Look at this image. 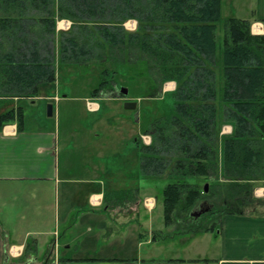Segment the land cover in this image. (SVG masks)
<instances>
[{
  "label": "trees",
  "instance_id": "trees-1",
  "mask_svg": "<svg viewBox=\"0 0 264 264\" xmlns=\"http://www.w3.org/2000/svg\"><path fill=\"white\" fill-rule=\"evenodd\" d=\"M58 20L70 21V31L57 33ZM130 20L135 32L125 29ZM94 63L144 67L155 85L177 84L174 113L151 124L152 143L140 146L142 176L168 182L167 227L192 224L202 201L219 208L220 220L257 211L264 35H252L249 21L222 19V0H0L1 94L37 97L41 85L56 81L57 64ZM108 85L104 80L92 95ZM22 117V108L11 110L0 128ZM227 124L234 132L222 137Z\"/></svg>",
  "mask_w": 264,
  "mask_h": 264
},
{
  "label": "crops",
  "instance_id": "crops-1",
  "mask_svg": "<svg viewBox=\"0 0 264 264\" xmlns=\"http://www.w3.org/2000/svg\"><path fill=\"white\" fill-rule=\"evenodd\" d=\"M232 1L235 17L227 19L247 17L252 35L263 36L264 0ZM223 7L224 0L222 13ZM127 25L131 32L138 27V23L136 27L130 21L124 26ZM71 26L68 20H58L57 33H67ZM164 85L165 93H175V82ZM92 93L85 100L89 111L94 113L100 109L96 100L102 96ZM40 95H44L43 90L30 98L0 93V99L17 103L12 110L23 109L21 121L0 128V193L11 195L13 202L15 196L20 198L16 199L19 211L12 213V218L17 227L27 229L23 236L5 235L10 237L11 245L5 247L0 264H264V181L253 192L261 202L254 214L223 217L214 240L209 237L210 231L190 235L182 229L184 225L170 227L175 229L171 238L188 239L179 240L185 244L183 248L178 246L176 251L165 255L160 251L162 246L156 234L160 226L155 227L158 198H142L140 189L116 194L109 184L112 178L108 168L97 165L99 156L94 159L91 153L80 155V146L74 142H69L62 153V142L55 133L25 129V109L20 103L32 101L35 105V100H43ZM68 99L64 95L63 99L56 96L45 100H54L59 105ZM52 108L53 115L47 114V119L54 117L53 105ZM233 132V126L227 124L222 127L221 136L230 137ZM6 196L2 197L3 205ZM2 212L6 211H0L3 218ZM157 232L162 233L163 228Z\"/></svg>",
  "mask_w": 264,
  "mask_h": 264
},
{
  "label": "rangeland",
  "instance_id": "rangeland-1",
  "mask_svg": "<svg viewBox=\"0 0 264 264\" xmlns=\"http://www.w3.org/2000/svg\"><path fill=\"white\" fill-rule=\"evenodd\" d=\"M232 3V0H224L222 19L235 17L234 3ZM259 3L257 1L256 4ZM258 7L261 6L258 5ZM243 19L247 20V17ZM130 22L137 27V21L130 20ZM125 29L131 32L129 30L132 28L127 25ZM217 37L220 43L223 38L221 25L218 26ZM136 69L109 63H94L87 66L57 64L56 81L44 84L38 90V94L43 90L44 95H40L43 100H35V105L32 101L21 102L20 106L25 109L23 121L25 129L32 132L44 130L55 133L56 138L62 142V153L69 142H74L80 146V155L86 156L91 153L94 159L99 156L97 165L100 168H108L112 178L109 184L116 194H127L131 189H140L142 198L144 196L158 198L159 208L154 214L155 227L163 228L162 233L157 232L160 229L157 228L156 234L159 245L162 246L160 251L166 255L176 251L178 246L183 248L185 244L182 242L188 238H171V236L174 237L175 229L168 227L165 230L163 190L168 182L163 179H143L144 176L140 174V146L143 142L152 143L149 134L151 124L162 118L171 117L174 113L175 101L173 94H167L168 91L165 93L164 84L153 83L146 75L144 67H140L138 71ZM105 71H108L107 75L104 74ZM106 79L109 80L108 88L100 94L102 98L96 100L100 109L92 113L88 109L85 98H90L92 91ZM123 89L128 90L127 95L122 94ZM64 95L69 99L61 101L59 105L54 100H45L56 96L63 99ZM127 103H135L136 109L127 110L125 108ZM16 105L17 103L11 99H0V115L12 110ZM49 105H53L55 110L54 117L51 119H47ZM3 196L6 195L0 193V211H6L2 212L3 218L0 216V258L4 255L5 249L11 245L10 237L6 238L5 235L23 236L27 230L23 226L17 227L16 221L12 218V213L19 211L16 201L18 197L15 196L16 199L13 202L14 199L10 198L12 196L7 195L3 205ZM218 210L219 208L202 213L199 218L192 221L190 227L187 228L188 225L185 224L182 229L188 230L191 235L193 232L202 233L207 228L215 227L209 235L211 240H214L218 236L221 221ZM174 239L175 242H172ZM0 261L3 262L2 259Z\"/></svg>",
  "mask_w": 264,
  "mask_h": 264
},
{
  "label": "water",
  "instance_id": "water-1",
  "mask_svg": "<svg viewBox=\"0 0 264 264\" xmlns=\"http://www.w3.org/2000/svg\"><path fill=\"white\" fill-rule=\"evenodd\" d=\"M122 94L127 95L128 94V90L127 89H123L122 90ZM136 104L135 103H127L125 104V108L127 110H135L136 109ZM47 114L49 117H51L53 115V108L52 105L48 106L47 109ZM205 192H208V186H205ZM213 209V205L210 204L208 201H202L199 205V209L197 211H195L191 216L193 218H199L201 216L202 213L207 212V211H211Z\"/></svg>",
  "mask_w": 264,
  "mask_h": 264
},
{
  "label": "flooded vegetation",
  "instance_id": "flooded-vegetation-1",
  "mask_svg": "<svg viewBox=\"0 0 264 264\" xmlns=\"http://www.w3.org/2000/svg\"><path fill=\"white\" fill-rule=\"evenodd\" d=\"M199 209V208H198ZM195 219V218H194ZM20 264H26V263H20ZM27 264H29V263H27Z\"/></svg>",
  "mask_w": 264,
  "mask_h": 264
}]
</instances>
